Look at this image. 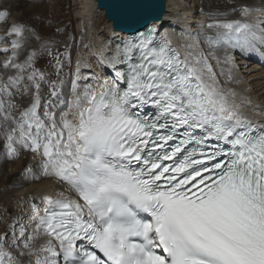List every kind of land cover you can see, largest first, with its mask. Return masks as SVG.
<instances>
[{
	"label": "snow or ice",
	"instance_id": "6c2138e0",
	"mask_svg": "<svg viewBox=\"0 0 264 264\" xmlns=\"http://www.w3.org/2000/svg\"><path fill=\"white\" fill-rule=\"evenodd\" d=\"M99 7L110 34L71 73L67 44L21 60L44 37L0 36V158L53 185L0 230V264H264V106L226 87L235 53L264 59V0L210 2L179 47L158 0Z\"/></svg>",
	"mask_w": 264,
	"mask_h": 264
},
{
	"label": "bare ground",
	"instance_id": "6f19581e",
	"mask_svg": "<svg viewBox=\"0 0 264 264\" xmlns=\"http://www.w3.org/2000/svg\"><path fill=\"white\" fill-rule=\"evenodd\" d=\"M0 1L3 3L0 7V10L2 11L7 10L11 14L12 12L18 10L22 11V16L20 18H17L15 20V23H24L28 27L34 28L38 33L41 31V29L37 28V23L40 19H42L41 16H43V13H45L44 5L40 7V5L35 2L37 0H32L31 2H28V0ZM76 1L77 4H79L78 12L76 14L79 25L78 30L80 32L82 30H87L89 32V37L86 42H89V44H91L93 42L99 41L101 38H106L110 34L109 29L112 23L107 20L104 10H99L97 8V3L95 0ZM202 1L204 4L202 3L203 5H201L199 9L201 7H205V10H207V5L210 2L213 5L223 4V0ZM197 9L198 8L196 6L185 5L182 0H167V12L164 15L165 19L163 22L166 26L169 27V29L175 30L174 43H176L178 47L183 43L179 39L181 27L185 23L194 26L198 20L206 19V17H204ZM46 10L48 9L46 8ZM99 14L102 17H99ZM185 15H188L190 17L187 21L184 20ZM36 16L37 19H35ZM102 26H104L103 30H101ZM4 33L5 31L2 32L3 35ZM42 37H44V41H36L34 38H29V42L26 45V51L21 56V60L26 58L27 54H29L30 52L38 50L41 43L45 41L48 45L54 46L52 42L54 38L53 36H49L45 39V35L42 33ZM56 39L54 38V40ZM84 45L77 52V55L73 62L74 65L72 72L75 69L76 58L83 53H87L88 51V49L85 48ZM0 47H3V45H0ZM218 55H222V53H218ZM235 55L237 56L236 62L239 65V72L236 75L239 77L241 82L238 84H228L226 85V87L236 89V91L240 94L237 97L238 100L243 96H249L254 102L260 104L261 106H264V66H261L263 64L258 63V61L262 62L264 61V59H262L258 55L249 56L247 54L241 55L239 53H235ZM2 59L3 54H0V61H2ZM213 65L215 67L214 61ZM3 71L4 69L0 68V73H3ZM96 71L100 70L97 68ZM70 80L71 77L70 79H68V81ZM221 80L223 82V78H221ZM17 100L19 101L20 98L18 97ZM24 100L27 101L28 97H24ZM249 115H251V112H249ZM254 119L264 120V116H257L254 117ZM2 151L3 141L0 140V152ZM34 163L35 162L31 159L30 153L22 155L20 160L17 161L16 164L12 160L0 158V217L4 218L0 222V230L5 227L7 222H11V220L18 217L21 214L22 210H26V204L24 203L25 199L37 193L52 190L53 185L50 181L41 180L32 182L22 179V170L27 165Z\"/></svg>",
	"mask_w": 264,
	"mask_h": 264
},
{
	"label": "rangeland",
	"instance_id": "374dc122",
	"mask_svg": "<svg viewBox=\"0 0 264 264\" xmlns=\"http://www.w3.org/2000/svg\"><path fill=\"white\" fill-rule=\"evenodd\" d=\"M32 0H28V2H31ZM183 3L187 6H196L200 11L199 7L203 5L202 0H182ZM37 4L42 7L44 5L45 7V13H43L42 19L39 20L37 23V28L41 29L39 34L42 36V33L45 35V39L49 36H53L56 40L53 38V44L54 46H58L60 51L64 50V45L67 44L69 47V50L72 54V67L68 68L66 67L64 69L65 73H71L74 65V60L77 55V52L82 48L84 44H89L86 41L88 40V31L82 30L81 32L78 30V21L76 18V14L78 12L79 4H77L76 0H41V1H35ZM203 3V4H202ZM3 3L0 1V7ZM78 5V6H77ZM46 8L48 10H46ZM2 11V10H0ZM98 15V14H97ZM22 16V11L18 10L15 12H12L11 16L8 18L7 23L0 22V36H2V32L6 31L9 26L13 23H15L17 18H20ZM99 17H102L99 14ZM37 19V16L36 18ZM57 22V23H56ZM57 28L60 29L59 32H57ZM104 29V26L101 27V30ZM2 31V32H1ZM107 32V31H106ZM108 35V34H107ZM105 38V37H104ZM56 41V42H55ZM46 42V41H45ZM51 44V43H50ZM2 46V45H1ZM51 46V45H50ZM56 46V47H57ZM240 54V53H239ZM255 56V55H254ZM51 58L47 56L46 53L42 54L38 60H37V67H39L42 71H46L48 73H53L54 69L52 68L50 64ZM264 62V61H262ZM261 61L258 63H261L264 66V63ZM70 75L65 76V80L68 81L70 79ZM52 79H55V76H51ZM44 94L47 93V86H42ZM46 89V90H45ZM18 160H15V164ZM3 210V209H2ZM4 218L0 217V222Z\"/></svg>",
	"mask_w": 264,
	"mask_h": 264
},
{
	"label": "water",
	"instance_id": "95a60500",
	"mask_svg": "<svg viewBox=\"0 0 264 264\" xmlns=\"http://www.w3.org/2000/svg\"><path fill=\"white\" fill-rule=\"evenodd\" d=\"M96 3H97V8L99 10H104L103 8L99 7V3H100V0H95ZM159 4L161 5V9H162V18H163V21L165 19V13L167 12V0H158ZM105 12V10H104ZM105 16H106V12H105ZM107 18V16H106ZM109 22H111L109 19H107ZM112 23V22H111Z\"/></svg>",
	"mask_w": 264,
	"mask_h": 264
}]
</instances>
